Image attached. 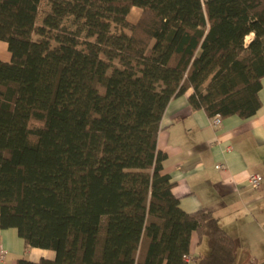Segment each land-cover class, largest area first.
<instances>
[{"label":"trees","instance_id":"trees-1","mask_svg":"<svg viewBox=\"0 0 264 264\" xmlns=\"http://www.w3.org/2000/svg\"><path fill=\"white\" fill-rule=\"evenodd\" d=\"M0 39V228L54 250L16 264H186L193 230L197 264L230 262V234L153 167L156 134L189 87L210 116L256 111L264 0H0Z\"/></svg>","mask_w":264,"mask_h":264},{"label":"crops","instance_id":"crops-1","mask_svg":"<svg viewBox=\"0 0 264 264\" xmlns=\"http://www.w3.org/2000/svg\"><path fill=\"white\" fill-rule=\"evenodd\" d=\"M9 58L0 39V59ZM190 90L171 97L164 108L156 134V147L164 156L153 167L171 176L182 209L206 208L230 234L233 256L228 264H264V75L256 111L245 117L224 115L217 126L204 108L190 105ZM217 161L225 166L215 168ZM249 171L261 174L258 189L250 185ZM208 252L206 238L191 231L192 260L186 264H197L194 257ZM20 256L32 261L53 258L54 250L26 247L14 226L0 228V264H16Z\"/></svg>","mask_w":264,"mask_h":264},{"label":"built area","instance_id":"built-area-1","mask_svg":"<svg viewBox=\"0 0 264 264\" xmlns=\"http://www.w3.org/2000/svg\"><path fill=\"white\" fill-rule=\"evenodd\" d=\"M221 119H222V115L218 112H215L210 116V123L213 126H217L221 122ZM227 149H231V147L228 146ZM214 166L215 168L220 169L225 166V163L222 161H217ZM261 178H262L261 174L257 171H249L248 173V181L250 185L255 189H258L260 187ZM184 256L187 261L192 260V257L188 253L184 254ZM2 258L4 260L6 259L5 256H2Z\"/></svg>","mask_w":264,"mask_h":264},{"label":"rangeland","instance_id":"rangeland-1","mask_svg":"<svg viewBox=\"0 0 264 264\" xmlns=\"http://www.w3.org/2000/svg\"><path fill=\"white\" fill-rule=\"evenodd\" d=\"M138 15H139V11H138L137 9H135V8H132V9L130 10L129 14H128V18H129L130 20H136L137 17H138ZM249 37H250V35H247V36H246V39H248ZM103 52H104V53H107V52H108V48L103 47ZM123 59H124V60H127V59H129V56H128V55H124V56H123Z\"/></svg>","mask_w":264,"mask_h":264}]
</instances>
